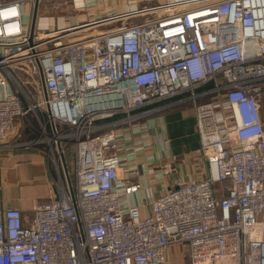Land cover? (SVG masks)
I'll return each mask as SVG.
<instances>
[{"label": "built area", "instance_id": "built-area-1", "mask_svg": "<svg viewBox=\"0 0 264 264\" xmlns=\"http://www.w3.org/2000/svg\"><path fill=\"white\" fill-rule=\"evenodd\" d=\"M36 2L37 18L77 11L0 0V154L45 144L58 196L0 208V264H169L175 245L186 264H264V0H84L83 20L44 32ZM184 104L206 176L131 203L144 183L122 174L119 132Z\"/></svg>", "mask_w": 264, "mask_h": 264}, {"label": "crops", "instance_id": "crops-1", "mask_svg": "<svg viewBox=\"0 0 264 264\" xmlns=\"http://www.w3.org/2000/svg\"><path fill=\"white\" fill-rule=\"evenodd\" d=\"M119 134V149L125 165L122 174H130L136 168L134 171L138 173L134 179L144 183V189L132 197L131 203L148 204L177 178L188 182L206 176L207 160L200 152L195 112L190 104L133 122ZM136 147L141 148L135 150ZM52 164L58 172L47 156L45 144L3 151L0 154V208L17 207L30 215L36 205L55 199L58 174ZM35 180L44 186L45 201L36 202L32 198L34 191L30 185L21 193L19 183ZM259 236L264 239V232ZM182 248L175 245L169 249V264H186L187 249Z\"/></svg>", "mask_w": 264, "mask_h": 264}, {"label": "rangeland", "instance_id": "rangeland-1", "mask_svg": "<svg viewBox=\"0 0 264 264\" xmlns=\"http://www.w3.org/2000/svg\"><path fill=\"white\" fill-rule=\"evenodd\" d=\"M106 4H110V0H104ZM120 1V0H118ZM165 0H152V3L155 2H164ZM77 11H71L70 9H66L65 13H60L56 10H54L52 8V3H45L43 2L40 6V10L38 12V18H37V25H36V31L37 32H44V31H48L50 29H52L53 27H62L66 24V21L68 19H70L71 23H76L79 22L81 20L84 19V15L86 14L88 7L86 8V4L84 2V0H74ZM139 2V1H138ZM146 2L142 1L141 5L144 4ZM114 7V5H113ZM123 8H126V6H124ZM80 13L79 16H76L77 13ZM112 25V24H109ZM107 26L106 24L104 25H100L97 26L100 27L98 30H94L96 28H94L93 26H89L85 29H82L78 32H76L75 34H73L72 36H70V38H75V39H79V38H83L95 33H98L99 31L102 32L104 31L103 28L101 27H105ZM264 106V105H263ZM264 108V107H263ZM56 147V145H55ZM66 159H67V170L69 172V178L71 183H74L75 180V161H74V157L71 153V155H66ZM52 169L53 171H55L54 166L52 164ZM56 174H58V172L55 171ZM61 176L63 177V179L65 180V183H68V179H67V175L65 174V172L63 171V169H61ZM59 179V174L57 175V182ZM20 188H21V193L23 194L24 189L27 187H29V185L31 186L32 190L34 192L32 198H36V202H42L45 201L46 195L45 192L43 191L44 186L43 184L38 181H29L27 183H19Z\"/></svg>", "mask_w": 264, "mask_h": 264}, {"label": "water", "instance_id": "water-1", "mask_svg": "<svg viewBox=\"0 0 264 264\" xmlns=\"http://www.w3.org/2000/svg\"><path fill=\"white\" fill-rule=\"evenodd\" d=\"M37 9H38V2H36V9H35V12H34L32 29H34V27H35V23H36V19H37ZM42 78H43V74H42ZM63 168H64V171H65V174L67 175L69 190H70V192L72 194H74L73 186H72V183H71L70 178H69V172L67 170V165H66V162H65L64 158H63Z\"/></svg>", "mask_w": 264, "mask_h": 264}]
</instances>
